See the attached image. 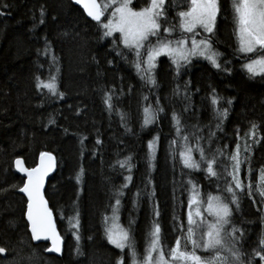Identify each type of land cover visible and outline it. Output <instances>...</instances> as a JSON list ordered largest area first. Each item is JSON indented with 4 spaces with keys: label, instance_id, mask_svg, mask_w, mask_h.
Masks as SVG:
<instances>
[{
    "label": "trees",
    "instance_id": "obj_1",
    "mask_svg": "<svg viewBox=\"0 0 264 264\" xmlns=\"http://www.w3.org/2000/svg\"><path fill=\"white\" fill-rule=\"evenodd\" d=\"M171 4L169 0V21L179 10ZM220 6L212 42L222 53V68L228 71L196 60L182 70L176 81L170 61L160 57L158 87L150 89L134 68L113 51L112 38L101 40L97 23L72 0H0V247L7 250L0 254V264H116L121 255L128 264L126 251L121 253L108 243L102 214H110L106 209L112 190L129 174L113 165L129 156L132 182L122 199L120 223L130 229L139 251H144L155 223L161 228L164 249L173 247L182 235L180 224H184L185 231L187 228V181L197 183L204 199L208 193H219L224 182L223 178H207L203 170L183 169L179 157L172 158V112L181 116L186 131L199 125L207 136L206 125L211 124L216 131L208 99L213 91L222 98L220 107L228 109L222 130L216 131L213 150L227 146L226 153L231 154L239 143L241 159L247 157L240 173L245 192L240 194L239 208L232 206V224L244 231L241 244L246 253L257 248L264 235V203L257 191L264 169V78H252L242 69L255 54L245 57L236 52L232 0H220ZM41 10L43 24L39 23ZM45 37L51 53L58 58L59 72L55 67L51 72L58 76L63 99L36 87V77L47 81L50 72L51 55H43ZM189 81L191 107L185 111L189 101L172 92L179 83L183 93ZM113 90L114 110L110 114L103 98L105 92ZM145 95L148 101L142 99ZM156 97L164 112L154 124L142 128V109L146 104L155 106ZM228 100L232 103L228 104ZM118 111L127 114V127ZM252 125L257 126L255 137L246 136ZM157 136L155 159L150 166L148 143ZM97 140L101 143L97 144ZM203 143L207 149V143ZM41 152L51 153L56 160V170L44 194L64 241L60 255L46 251L48 241L31 239L25 219L27 199L18 191L24 178L15 171L14 159L21 157L27 167H33ZM194 155L198 159V154ZM230 163L220 158L214 167L223 172ZM81 169L83 175L77 182ZM249 183L252 196L247 194ZM76 210L79 253L75 230L68 223ZM256 260L259 264L258 257Z\"/></svg>",
    "mask_w": 264,
    "mask_h": 264
},
{
    "label": "snow or ice",
    "instance_id": "obj_2",
    "mask_svg": "<svg viewBox=\"0 0 264 264\" xmlns=\"http://www.w3.org/2000/svg\"><path fill=\"white\" fill-rule=\"evenodd\" d=\"M74 3L81 6L87 16L97 23L101 31V40L112 38L113 51L134 68L139 79L150 89L158 87L156 70L160 57L168 58L175 73L173 79L176 81L179 80L182 70L190 65L193 59L206 60L212 67L228 71L226 67L222 68L220 61L222 53L212 42L217 17L221 12L220 0H182V2L172 0L171 7L179 10L176 11L175 19L171 21L168 19L169 0H144V4L139 7L134 0H103V2L74 0ZM43 15L41 10L40 24L44 23ZM232 20L237 40L236 52L245 57L256 54L255 58L247 60L242 65V69L252 78L257 76L264 78V0H232ZM43 55H51L49 77L44 81L37 76L36 87L39 90L47 89L52 96L63 99L64 93L58 89V76L51 72L53 67L56 73L59 72L58 58L51 53L46 37ZM189 84L190 81L184 84V91L181 93V86L177 83L172 92L174 96L183 95V98L189 101L185 111L191 107ZM114 95L115 90L105 92L103 98L110 114L114 110ZM142 99L148 101L149 97L145 95ZM208 99L212 118L215 121L214 127L216 131H221V124L227 119L228 109L220 107L222 98L214 91ZM227 103L231 104L232 101L228 100ZM163 112L164 108L160 105L159 97H156L155 106L146 104L143 107L141 127L154 124ZM117 114L122 124L127 127V114L123 111H118ZM171 121L175 129V138L169 143L172 158L175 160L178 156L183 169L193 172L203 170L209 179L216 178L219 181L223 178V188L217 194L208 193L205 200L197 183L189 179L186 231L184 224L181 223L178 230L182 235L177 237L175 245L166 255L161 243V228L155 223L148 234L141 257L130 229L120 223L122 199L125 189L132 182L130 174L132 157L117 160L113 168L119 166L129 174L124 176V183L114 186L112 190L110 203L106 209L110 214H102V224L108 243L119 249L121 253L127 249L131 264H257V257L259 264H264V235L259 239L257 248L251 253H246L241 244L244 231L232 224V206L239 208L240 194L245 192V184L241 180L240 173L247 157L241 159V145L237 143L235 151L231 154L226 153L227 146L216 147L213 150L216 131L212 130L211 124L205 126L208 133L204 136L203 128L199 125H194V130L191 132L186 131L181 116L175 110L172 112ZM256 128V125H252L250 133L246 136L255 137ZM158 140L157 136L148 143L150 166L155 159ZM203 142L207 143V149ZM96 143L99 144L101 141L97 140ZM244 151H248L247 145ZM194 154H198V159ZM220 158H226L231 162L230 168L224 167L223 172H217L214 167ZM14 163L16 169L27 178L22 186L18 187V191L27 197L25 215L30 225L31 239L50 241L51 246L47 247L46 251L62 254L64 241L57 230L53 210L49 207L44 194L45 178L56 167L55 157L51 153L41 152L39 164L32 168L24 167L23 161L19 158ZM82 175L83 169L76 178L77 182H80ZM257 191L261 202L264 203V169L260 172ZM247 194L253 195L250 183L247 186ZM139 195L140 193L137 192L136 196ZM151 195H154V191ZM61 215L63 218V214ZM156 215L158 216L159 213L157 212ZM68 223L75 230L73 235L77 241L76 251L79 253L81 237L78 210ZM6 251L4 247H0V254H5ZM200 252L209 255H201ZM116 264H125L124 255L117 259Z\"/></svg>",
    "mask_w": 264,
    "mask_h": 264
},
{
    "label": "water",
    "instance_id": "obj_3",
    "mask_svg": "<svg viewBox=\"0 0 264 264\" xmlns=\"http://www.w3.org/2000/svg\"><path fill=\"white\" fill-rule=\"evenodd\" d=\"M73 2H74V0H72ZM81 7V6H80ZM82 8V7H81ZM83 10V9H82ZM84 12V11H83ZM84 14L86 15V17H88L87 16V14L84 12ZM88 18H90V17H88ZM91 19V18H90ZM49 153V152H48ZM39 156H40V154H39ZM39 156H38V158H37V163L33 166V167H36L38 164H39ZM21 159L22 160V158L21 157H16L15 159H14V162H15V160L16 159ZM23 161V160H22ZM56 161V160H55ZM23 166L24 167H27L26 165H25V163L23 162ZM28 168H32V167H28ZM14 169H15V171L17 172V174H19L20 176H22L23 178H24V181L27 179L26 178V176L23 174V173H21V172H19L17 169H16V167H15V163H14ZM55 170H56V167L52 170V171H50L49 172V174H48V176L45 178V186H46V183H47V181H48V179L50 178V176L55 172ZM45 186H44V189H45ZM21 194H23V193H21ZM24 195V194H23ZM25 196V195H24ZM26 197V196H25ZM26 199H27V197H26ZM25 219H26V222H27V218H26V215H25ZM55 219V218H54ZM27 225H28V230H29V233H30V235H31V232H30V225L28 224V222H27ZM58 230V229H57ZM41 241H44V240H41ZM34 242H40V241H34ZM49 242V247L51 246V244H50V241H48ZM48 253H51V254H55V255H60V254H58V253H54V252H48ZM1 255H4V254H1Z\"/></svg>",
    "mask_w": 264,
    "mask_h": 264
},
{
    "label": "rangeland",
    "instance_id": "obj_4",
    "mask_svg": "<svg viewBox=\"0 0 264 264\" xmlns=\"http://www.w3.org/2000/svg\"><path fill=\"white\" fill-rule=\"evenodd\" d=\"M100 2H103V0L102 1H100ZM134 3L137 5V7H139V6H142L143 4H144V0H134ZM166 26V25H165ZM116 35H118V34H116ZM214 35V34H213ZM213 35H212V37H213ZM237 41V40H236ZM240 55H243V54H240ZM256 57V54H255V56L254 57H252L251 59H253V58H255ZM196 60H203V59H193V61L192 62H194V61H196ZM250 60V59H249ZM204 61H206V60H204ZM207 62V61H206ZM242 150V149H241ZM206 200V199H205ZM187 208H186V215H187ZM113 246V245H112ZM190 246V245H189ZM114 247V246H113ZM191 247V246H190ZM136 249H137V247H136ZM171 249V248H170ZM169 249V250H170ZM165 251H169L168 249H164ZM126 251V255L128 256V254H127V249L125 250ZM137 252H138V254L142 257L143 256V253H144V251H139L138 249H137ZM168 253V252H167ZM167 253H166V255H167ZM203 254H208L209 255V253H203ZM128 264H131V260H130V258H129V256H128Z\"/></svg>",
    "mask_w": 264,
    "mask_h": 264
}]
</instances>
